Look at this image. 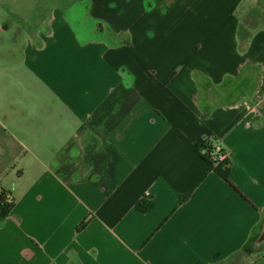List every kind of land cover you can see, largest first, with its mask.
I'll return each instance as SVG.
<instances>
[{
    "label": "crops",
    "instance_id": "obj_1",
    "mask_svg": "<svg viewBox=\"0 0 264 264\" xmlns=\"http://www.w3.org/2000/svg\"><path fill=\"white\" fill-rule=\"evenodd\" d=\"M263 2L0 0V264H260Z\"/></svg>",
    "mask_w": 264,
    "mask_h": 264
},
{
    "label": "trees",
    "instance_id": "obj_2",
    "mask_svg": "<svg viewBox=\"0 0 264 264\" xmlns=\"http://www.w3.org/2000/svg\"><path fill=\"white\" fill-rule=\"evenodd\" d=\"M214 138L210 139L206 143L203 144H194L193 148L198 153L201 154L204 161L208 165V169L214 171L216 174H218L220 177H222L229 185L232 186L230 183V179L228 178L230 173V163L229 160L226 159L222 162H213L211 160L210 153L213 149V146L215 143ZM233 187V186H232ZM236 190V189H235ZM237 191V190H236ZM238 192V191H237ZM187 195H183L181 197V200L183 201L186 199ZM16 206V200L12 196L11 192L6 189L1 183H0V223H2L13 211L14 207ZM154 206V201L152 198L149 197H142L138 202L135 204L136 210L140 212H146L150 210ZM87 224V221H83L77 228V231H81Z\"/></svg>",
    "mask_w": 264,
    "mask_h": 264
},
{
    "label": "rangeland",
    "instance_id": "obj_3",
    "mask_svg": "<svg viewBox=\"0 0 264 264\" xmlns=\"http://www.w3.org/2000/svg\"><path fill=\"white\" fill-rule=\"evenodd\" d=\"M262 20H264V14H263ZM244 254L246 256H250V257L252 256L254 260H257L259 258L257 261L260 262V264H264V242H262L260 246L254 245V246L247 247Z\"/></svg>",
    "mask_w": 264,
    "mask_h": 264
},
{
    "label": "built area",
    "instance_id": "obj_4",
    "mask_svg": "<svg viewBox=\"0 0 264 264\" xmlns=\"http://www.w3.org/2000/svg\"><path fill=\"white\" fill-rule=\"evenodd\" d=\"M210 156L213 162L218 163L229 159L230 154L228 151L224 150L219 144H214Z\"/></svg>",
    "mask_w": 264,
    "mask_h": 264
}]
</instances>
